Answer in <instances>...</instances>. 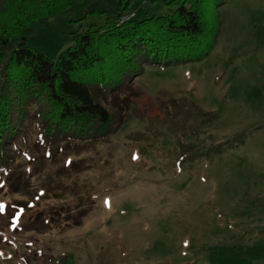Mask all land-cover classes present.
Instances as JSON below:
<instances>
[{"label":"rangeland","instance_id":"rangeland-1","mask_svg":"<svg viewBox=\"0 0 264 264\" xmlns=\"http://www.w3.org/2000/svg\"><path fill=\"white\" fill-rule=\"evenodd\" d=\"M168 2L132 0L127 17L165 14ZM85 6L39 23L26 45L55 57L80 27L103 24L80 18ZM205 7L219 24L208 53L144 66L107 98L106 138L44 159L28 131L17 165L30 186L1 185L0 213L34 188L50 194L39 207L62 208L45 227L31 221L39 207L16 210L22 229L0 222V264H264V0ZM82 207L75 224L68 212Z\"/></svg>","mask_w":264,"mask_h":264},{"label":"trees","instance_id":"trees-1","mask_svg":"<svg viewBox=\"0 0 264 264\" xmlns=\"http://www.w3.org/2000/svg\"><path fill=\"white\" fill-rule=\"evenodd\" d=\"M81 1L86 6L80 18L99 14L102 25L80 27L55 57L26 45L39 23L48 24ZM207 1L169 0L165 14L133 19L127 17L132 0H0V186L12 193L29 188L17 160L30 129L37 130L34 145L44 159L59 157L62 150L81 154L115 130L105 102L144 66L186 64L206 55L219 29L216 16L206 14ZM26 196L30 202L15 201L5 219L0 213L9 230L27 226L18 208L36 209L50 194L45 197L34 188ZM61 208L56 203L39 207L31 221L49 226ZM84 210L69 211L71 221L78 224Z\"/></svg>","mask_w":264,"mask_h":264},{"label":"snow or ice","instance_id":"snow-or-ice-1","mask_svg":"<svg viewBox=\"0 0 264 264\" xmlns=\"http://www.w3.org/2000/svg\"><path fill=\"white\" fill-rule=\"evenodd\" d=\"M106 203H107V201H106Z\"/></svg>","mask_w":264,"mask_h":264}]
</instances>
